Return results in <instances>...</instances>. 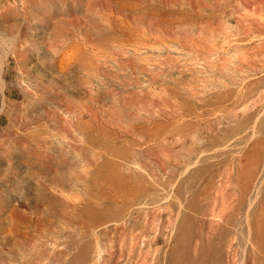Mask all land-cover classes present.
Here are the masks:
<instances>
[{
  "label": "rangeland",
  "instance_id": "1",
  "mask_svg": "<svg viewBox=\"0 0 264 264\" xmlns=\"http://www.w3.org/2000/svg\"><path fill=\"white\" fill-rule=\"evenodd\" d=\"M0 264H264V0H0Z\"/></svg>",
  "mask_w": 264,
  "mask_h": 264
}]
</instances>
